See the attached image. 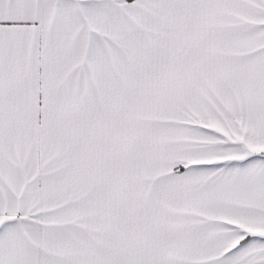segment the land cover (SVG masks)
I'll use <instances>...</instances> for the list:
<instances>
[{"label":"snow or ice","instance_id":"obj_1","mask_svg":"<svg viewBox=\"0 0 264 264\" xmlns=\"http://www.w3.org/2000/svg\"><path fill=\"white\" fill-rule=\"evenodd\" d=\"M0 264H264V0H0Z\"/></svg>","mask_w":264,"mask_h":264}]
</instances>
